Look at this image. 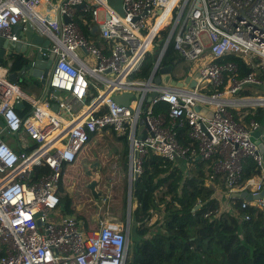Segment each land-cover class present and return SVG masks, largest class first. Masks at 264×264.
<instances>
[{
  "label": "built area",
  "instance_id": "2783aa9c",
  "mask_svg": "<svg viewBox=\"0 0 264 264\" xmlns=\"http://www.w3.org/2000/svg\"><path fill=\"white\" fill-rule=\"evenodd\" d=\"M27 23L49 41L54 62L41 100L21 92L8 80V68L0 66V264L126 263L128 229L117 218H105L108 212L99 215L96 231H85L72 217L52 218L62 164L73 162L90 136L104 132L127 143L129 188L147 155L173 163L196 157L209 163V180H221L229 197L250 189L264 217V180L243 181L246 159L259 170L263 166L251 136L260 124L251 120L246 128L230 110L248 103L264 106V98L238 96L260 85V70L238 78L236 64L221 62L227 56L255 55L264 66V0H0V37L17 42L14 28L24 31ZM80 24L90 31L96 26V38H87ZM156 39L161 40L156 44ZM155 45L148 78L131 79ZM169 45L179 63L199 64L180 79L173 77L182 87L154 81L166 66ZM195 73L191 88L184 79ZM125 93L132 94L127 106L112 100ZM16 103L29 106L27 115L15 109ZM52 103L58 105L56 113ZM181 129L187 132L186 145L180 142ZM8 138L20 152L12 150ZM31 144L36 147L26 152ZM36 165L50 172L33 180ZM110 176L109 188L119 179V169ZM248 207L241 203V209Z\"/></svg>",
  "mask_w": 264,
  "mask_h": 264
},
{
  "label": "trees",
  "instance_id": "16d2710c",
  "mask_svg": "<svg viewBox=\"0 0 264 264\" xmlns=\"http://www.w3.org/2000/svg\"><path fill=\"white\" fill-rule=\"evenodd\" d=\"M80 26L85 36L91 37L87 25L80 24ZM160 40L156 39V44ZM157 49L158 45H155L153 52L145 56L139 70L131 74V79L148 78ZM221 62L236 64L238 78L259 69L257 78L260 85L251 88L264 90V66L259 65L261 61L258 57L250 56L248 59L227 56ZM8 63L11 71L16 72L22 67L23 60L15 56ZM177 63L179 56L172 45H169L163 57V64L174 66ZM187 71L188 69H185V72ZM238 96H252V92L250 89H244ZM89 99L90 97H87L86 101ZM161 107L163 110L167 109L165 105ZM232 114L239 122L235 112ZM252 117L259 123L264 118V108H249L244 121L247 122ZM110 136L125 143L124 138H117L112 133ZM94 138L96 137L90 136L88 142H92ZM180 142L184 145L189 143L186 129L180 130ZM8 144L13 151L20 152L21 149L14 139ZM35 147V144H31L26 152H30ZM126 148L121 154H117L103 137H97L96 143L90 150H85L83 146L73 162L62 164L63 181L58 188L57 209L63 215H74L76 221L82 222L85 231L98 230L99 224L91 220V216L96 214L102 215L108 212L110 217L126 221L128 184L124 176L127 170ZM82 160L98 162L100 173L103 175L101 187H105L106 177L110 176L114 166L121 169V177L109 189L110 194L101 205V209L93 203L84 187L79 199L64 194L65 172L72 166H76V169L80 168ZM179 163L151 154L143 160L142 173L131 192V206L136 204L130 211V222L134 226L133 237L136 238L134 248L136 253L142 256V259L135 258L134 264H264L263 215L250 207L241 209L242 202L233 204L236 215L218 213L217 202L212 199V190L204 185V163L196 157L186 163L190 164L189 168L180 167ZM49 172L47 166L36 165L31 177L37 180ZM259 174L260 170L254 161L246 159L243 164V181ZM77 177L84 178V182L87 180L86 175L83 176L81 173ZM78 205L81 208L77 210ZM244 214L249 216V220L242 219ZM152 219L155 220L150 224ZM156 226L162 233L148 236Z\"/></svg>",
  "mask_w": 264,
  "mask_h": 264
},
{
  "label": "water",
  "instance_id": "95a60500",
  "mask_svg": "<svg viewBox=\"0 0 264 264\" xmlns=\"http://www.w3.org/2000/svg\"><path fill=\"white\" fill-rule=\"evenodd\" d=\"M65 21H68V19H65ZM96 31L97 27L94 26L90 33L93 34ZM14 32L18 40L17 42H12L3 37H0V66H5L8 68V80L12 83L17 84L21 92H23L24 94L28 95L22 90L27 88L29 90L32 89L33 91H38V93H40L42 90L46 92L47 80L54 60V55L47 50L49 47V41L43 39L41 36L35 33L30 23L26 24V29L24 31L20 30L19 27H15ZM15 56L22 58L23 65L18 71L13 72L11 71V66L9 65L8 61H10L11 58ZM172 69L173 67L170 65L161 68L159 70L160 77H156L154 79L155 83H169L171 86L182 87L183 83L173 79V76L171 74ZM197 76V73H195L192 78H190V76H187L184 79V82L188 83L189 86L193 88L195 86V79ZM56 94L58 95L59 92H56ZM131 97V93H125L119 96H113L112 100L119 106H127L128 101ZM15 109H20V105L18 103L15 104ZM50 109L56 113L58 105L56 103H52L50 105ZM195 109L199 110V107L197 106ZM209 117H211V114H209ZM3 126L4 125L2 121H0V129H2ZM251 136L254 139V142L256 143L258 151L261 155L263 162L262 170L264 173V135L261 134L260 131H255L251 134ZM85 175L87 177V180L84 183L83 187L88 191L89 195L95 202L100 201V199L103 197V192L98 189V185L101 179L99 177L92 176L90 172H87ZM137 178L138 177L134 175V179L131 188H129V191L132 192L135 188ZM242 197H248V199H250V195H247L246 192L242 193ZM130 211L131 194L128 195L127 199V217L125 226L126 229H128V232L130 228ZM138 258L141 259L140 256Z\"/></svg>",
  "mask_w": 264,
  "mask_h": 264
},
{
  "label": "rangeland",
  "instance_id": "374dc122",
  "mask_svg": "<svg viewBox=\"0 0 264 264\" xmlns=\"http://www.w3.org/2000/svg\"><path fill=\"white\" fill-rule=\"evenodd\" d=\"M104 16H103V12L100 11L98 13V21L101 22L103 20ZM250 56H255V55H250ZM249 56V57H250ZM256 57V56H255ZM88 55H85V59L88 60ZM259 58V57H258ZM260 59V58H259ZM260 61H262L260 59ZM263 62V61H262ZM190 66L193 68V69H198L199 68V64L198 65H192V64H188V63H178L176 65V67L174 69H172V76L173 77H176L178 79L179 78V75L180 74H183L185 73V69H189ZM252 87V86H251ZM250 86L247 87V89H250V91L252 92V96H249L251 98H264V90H256V89H253L251 88ZM25 93L29 94L28 92V88L27 89H22ZM42 98L44 96V93L41 94ZM41 98V99H42ZM242 105V104H241ZM254 106L253 104L251 103H248L246 106ZM24 115H26L24 113ZM104 134L102 137L105 139V141L110 145V147L117 153V154H121V152L126 148L127 146V143L125 141V143L123 144L120 140H116L115 138H112L110 135L111 134H108L106 132L102 133ZM106 134V135H105ZM107 136V137H106ZM95 137H100V135H95ZM96 138L93 139L92 142H87L84 146H85V150H90L93 145L96 143ZM7 141L10 143L11 141H13V138H9L7 139ZM127 149V148H126ZM85 151V152H87ZM97 163L98 162H87L86 160H83L81 162V165H80V168L76 169V166H72V167H69V169H67V171L65 172L64 174V194L69 196L70 198H76V199H79V195L80 193H82L83 191V186H84V178L83 179H78V175L81 173V175L85 176V174L90 171L91 172V175L92 176H95V174L97 175V177H101L100 179L103 178V175L100 173V170H99V167L97 166ZM84 166H85V169H84ZM116 168V166H114ZM113 167V169H114ZM89 168V169H88ZM117 169L121 170L119 167H117ZM121 173V172H120ZM128 174L127 170L126 172L124 173V176H125V179H126V175ZM189 177V176H187ZM111 180H114V178H112V176H107L106 177V181L104 182V186H106L107 188L104 190L105 193L107 192V194H104V196H108V190H109V186H112L111 184ZM127 182V181H126ZM99 188L101 187V180L99 182ZM115 185V184H114ZM113 185V186H114ZM101 189V188H100ZM128 189H129V186L127 184V199H128ZM93 200V199H92ZM103 198L100 199L101 201V205L103 204ZM93 203L99 208V203L98 202H95L93 201ZM127 215V213H126ZM105 218H112V217H106V215L104 214L103 215ZM159 216V214H158ZM59 217L58 216V213L56 212V214L54 216H52V218L56 221L59 220ZM115 218V217H114ZM119 222L125 226L126 225V221L123 222L119 219ZM134 226L131 224L130 222V228H129V246H128V254H127V258H126V263L125 264H134V260L135 258H138L139 256L142 258V256L140 254H137L135 252H133V250H135L134 246H135V237L134 236Z\"/></svg>",
  "mask_w": 264,
  "mask_h": 264
},
{
  "label": "crops",
  "instance_id": "0c3cea01",
  "mask_svg": "<svg viewBox=\"0 0 264 264\" xmlns=\"http://www.w3.org/2000/svg\"><path fill=\"white\" fill-rule=\"evenodd\" d=\"M95 35H96V33L90 34L91 37H89V39H92V40L95 39L96 38ZM29 91H30V93L27 96L29 98L34 99V100H41V98H42L41 94L42 93H45L43 90L40 93H38V91H33L32 89L31 90H28V92ZM67 97H68L67 93H64V92H60L59 93V98L65 99ZM19 105H20V109H19L20 113L23 114V115L25 113L27 115L29 106L26 103H19ZM246 105L247 104L235 105V106H232V108L230 110H231V112H235V115L237 116V119L239 120V122L244 127L249 128L250 127V121L251 120H254V118L252 117L247 122L244 121V118L248 114V109L249 108H257V107L264 108V106H258V105L246 106ZM259 124H260L259 131L261 132V134H263L264 133V118L261 121H259ZM106 133H108V132H106ZM103 135L104 134H101L100 137H102ZM96 141H97V138H96ZM203 163H204L203 170H204V173H205L204 185H205V187H207L210 190H212V199H214L217 202V205H218V208H219V212L218 213H231L232 215L233 214L236 215V213L233 210V204L234 203H238V202H248L250 204V208L256 209L254 207L255 206V198L251 196V193H250L251 190L250 189H247V190L242 191L238 196L236 195L234 198L233 197H229L226 193H223L225 187H224L223 182L221 180H216V181H210L209 180L210 165H209V163H206V162H203ZM189 165L186 164V163H179V166L180 167L189 168L190 167ZM97 166L99 167V164L98 163H97ZM84 169H85V166H84ZM88 172H90V171H88ZM95 176L97 177V175H95ZM120 177H121V173H120ZM259 179H263L264 180V173H263V170L262 169L260 170V174L259 175L252 176L249 180H247L245 182H248V181L256 182ZM100 188H99V185H98V189L103 192V197L102 198H106L107 199L108 196H109V194H110V190H108L109 191L108 192V196H104V194H107V192L105 193V191H104L107 187L105 186V187H100ZM244 192H246L247 195H250V199H248V197L247 198L246 197L245 198L242 197V193H244ZM98 203H99V201H98ZM100 206H101V204L99 205V207ZM132 206L135 207L136 204H134ZM132 206H131V208H132ZM76 208L78 210V209L81 208V206L78 205ZM57 213H58V216H60L61 218H63V217H72V218H74L76 220V218L74 217V215L73 216L63 215L58 209H57ZM99 215L100 214L92 215L91 216V220L93 222L99 223V221L101 220V217ZM154 220L155 219H152V221L150 222V224H152L154 222ZM79 223L82 224V222H79ZM157 233H162V231L159 230V227L158 226H156V228H152V230L150 231V233H149L148 236L152 237L153 235H155Z\"/></svg>",
  "mask_w": 264,
  "mask_h": 264
},
{
  "label": "flooded vegetation",
  "instance_id": "af4514ba",
  "mask_svg": "<svg viewBox=\"0 0 264 264\" xmlns=\"http://www.w3.org/2000/svg\"><path fill=\"white\" fill-rule=\"evenodd\" d=\"M133 252H135V250H133ZM136 253V252H135ZM137 259H139V258H137ZM142 259V258H141Z\"/></svg>",
  "mask_w": 264,
  "mask_h": 264
},
{
  "label": "bare ground",
  "instance_id": "6f19581e",
  "mask_svg": "<svg viewBox=\"0 0 264 264\" xmlns=\"http://www.w3.org/2000/svg\"><path fill=\"white\" fill-rule=\"evenodd\" d=\"M53 62H54V60H53ZM52 65H53V63H52ZM51 68H52V66H51ZM51 70V69H50Z\"/></svg>",
  "mask_w": 264,
  "mask_h": 264
}]
</instances>
